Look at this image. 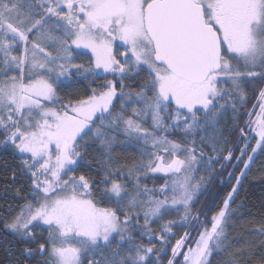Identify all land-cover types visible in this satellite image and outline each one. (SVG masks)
<instances>
[{
    "label": "snow or ice",
    "instance_id": "snow-or-ice-1",
    "mask_svg": "<svg viewBox=\"0 0 264 264\" xmlns=\"http://www.w3.org/2000/svg\"><path fill=\"white\" fill-rule=\"evenodd\" d=\"M84 81L75 99L59 95ZM255 81L259 111L241 127L238 108ZM229 110L235 157L215 134ZM118 134L138 146L137 162L113 155ZM0 150L18 161L12 178L30 181L4 228L37 264H162L169 247L167 264H264V223L253 229L259 245L237 247L245 238L229 231L242 179L264 154V0H0ZM221 158L243 170L229 173L235 185L202 220L193 206L211 175L200 170ZM82 167L95 175H77ZM156 177L164 183L150 187ZM173 213L178 220H165ZM186 226L196 238L185 232L171 245Z\"/></svg>",
    "mask_w": 264,
    "mask_h": 264
},
{
    "label": "trees",
    "instance_id": "trees-1",
    "mask_svg": "<svg viewBox=\"0 0 264 264\" xmlns=\"http://www.w3.org/2000/svg\"><path fill=\"white\" fill-rule=\"evenodd\" d=\"M121 50H123L121 48ZM91 59V55L85 57H79L74 62L75 63H86ZM114 77L108 76L105 78L98 79L95 83L90 81H84L79 85V88L72 89H61L59 90V95L62 97H71L75 99V93L79 90L81 93L85 91V87L90 84L91 87H98L100 84L105 82V79H113ZM148 78L146 71L141 72L139 79L142 81ZM126 83L135 85L133 81H126ZM260 86L259 81L253 82L251 87L246 89L247 98L244 101H241L243 107L238 108V114L241 119L238 121L239 125L242 127L250 117L246 114L248 112H253L254 106L259 102L258 100V88ZM142 107V105H141ZM116 110L119 111V104L116 105ZM202 115V114H201ZM237 115L232 113L230 110L225 114L224 119L219 124V131L215 133L217 138L220 139L222 135L223 139L221 140L218 147L222 150L223 155H227L228 150H233V155L238 156L239 152L236 151L237 145L240 142V136L237 130H235L236 121L232 120V117ZM150 125V118L148 120ZM209 134H213V130L209 128ZM172 139L173 137H169ZM199 142V141H198ZM251 146L255 147V140L251 141ZM113 155L117 157L120 162L127 163L131 165L134 162H137L140 158V152L137 150L138 146L134 144H128L126 138L123 135L118 134V139L116 144H114ZM204 151L208 153L209 156H212L215 160L217 153L211 151L207 146L204 147ZM249 155L251 151L249 150ZM93 155H99L98 152H93L89 156V160L92 159ZM9 163V168L6 169L3 165V161ZM237 160L233 159L228 162L224 159H220L219 163H213V168L215 171L209 173L207 167H203L200 170L201 176L211 175V180L209 181L206 190L200 196V201L194 204L193 211L199 213L201 219H210L211 215L215 213L220 206H222V201L227 197V194L231 191V188L235 185V179L229 178V173H232L233 176H239L240 172L243 170V164H240L238 167ZM223 165V169H221ZM95 166V162H94ZM18 167V161H13L12 157L3 150H0V264H13V261L24 260L25 264H37V261L40 259L37 256L35 259H28L20 255V249L24 247L23 244H18L15 241L13 235L5 230L4 223L9 219L11 214H14L18 211L17 206L22 204V197L28 195L30 191V181L26 175H17L16 179L12 178L11 169H16ZM81 172L86 174L95 175L91 169L80 168L76 174L79 175ZM155 180V184L158 186L164 183V180L161 178H152L146 181L151 187ZM21 198H17V197ZM31 198V197H29ZM102 206H113L105 204ZM233 208H238V216L234 217L235 228L229 229L232 232L233 236H243L245 239L240 240L237 247L245 245L246 241H252L255 244L259 245L260 237L255 234L253 231L254 228L258 227L261 223H264V154H261L258 150L256 153L255 162L252 164L251 169L247 172L245 178L242 179V185L239 187L238 194L235 197V203L232 204ZM179 217L177 214L173 213L165 217V220H178ZM163 223V221H161ZM209 226V225H207ZM153 229L158 231L159 225L153 224ZM175 237L169 236L168 240L171 245L175 244V241L179 239L185 232L188 231V227H177L174 228ZM46 235V233H45ZM137 242L148 244L147 239L137 238ZM152 244L156 247H160V244L157 240L153 239ZM168 254H161L159 261L162 264H167V260L171 258V249H167ZM182 261V256L178 259V264ZM220 257H217V264H219ZM153 264H157L156 259H153Z\"/></svg>",
    "mask_w": 264,
    "mask_h": 264
},
{
    "label": "rangeland",
    "instance_id": "rangeland-1",
    "mask_svg": "<svg viewBox=\"0 0 264 264\" xmlns=\"http://www.w3.org/2000/svg\"><path fill=\"white\" fill-rule=\"evenodd\" d=\"M119 43H120V42L118 41L117 44H119ZM258 104H259V102H258ZM258 104H257V105H258ZM258 111H259V108H258V107L254 108V110H253V112H258ZM251 119L255 120V119H256L255 115H253V116L251 117ZM203 193H204V192H203ZM200 196H201V195H200ZM200 196H199V198H198V201H200ZM208 227H210V225H209ZM187 232H189L193 238H196V236H197V232H196L195 230H193L192 227H188V231H187ZM179 258H180V257H178V259H179Z\"/></svg>",
    "mask_w": 264,
    "mask_h": 264
}]
</instances>
